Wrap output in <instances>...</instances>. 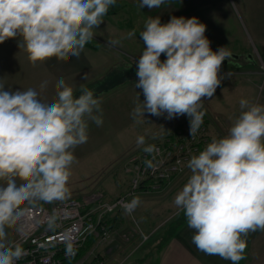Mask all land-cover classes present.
<instances>
[{
    "label": "clouds",
    "instance_id": "clouds-1",
    "mask_svg": "<svg viewBox=\"0 0 264 264\" xmlns=\"http://www.w3.org/2000/svg\"><path fill=\"white\" fill-rule=\"evenodd\" d=\"M116 3L0 0V44L19 37L18 47L33 66L51 58H79ZM165 3L140 0L139 6L153 9ZM205 32L197 17L172 16L164 24L159 16L146 20L134 84L142 89L144 101L137 93L134 117L166 114L171 120L187 115L195 137L205 115L202 98L214 95L222 63L231 56L227 47L213 51ZM46 85L44 81L40 88ZM55 88V98L45 102L34 88L5 90L0 83V264H16L25 255L20 244L7 243L6 227L17 222V210L26 201L64 200L75 148L87 142L89 122L103 124L101 100L92 90L82 84L77 97L75 87L62 78ZM239 104L241 112L227 134L213 137L187 161L190 175L173 199L195 230L196 248L232 264L245 259L248 233L264 231V104L247 99ZM139 203L133 198L128 210Z\"/></svg>",
    "mask_w": 264,
    "mask_h": 264
},
{
    "label": "rangeland",
    "instance_id": "rangeland-1",
    "mask_svg": "<svg viewBox=\"0 0 264 264\" xmlns=\"http://www.w3.org/2000/svg\"><path fill=\"white\" fill-rule=\"evenodd\" d=\"M139 5L140 0H117L116 5L110 7L103 23L94 29L93 40L86 44L83 50L82 60L88 62L87 65H83H90V69L86 68L85 72L78 76L80 83L89 88L92 86H89L90 83L96 84L98 75L106 77L111 71L115 74L114 79L117 82L115 85L110 80V83L99 82L98 88L92 89L95 95L99 93L97 97L101 100L103 124L97 126L89 122L87 142L75 148L76 162L71 167L72 175L68 182L70 192L62 201L84 199L95 193H102L107 198L113 199L125 193L126 189L130 188L134 175V165H132L134 163L131 159L161 142L167 132L178 123L182 121L185 124L189 123L187 115L171 120L166 119V114L157 117L145 113L144 118L133 115V109L138 103L137 93L140 94V101H144L142 89L135 88L134 84L138 81L136 61L144 48L140 32L144 30L145 22L149 17L159 16L162 24L167 23L172 16L197 17L206 25L205 36L210 41L211 49L217 51L221 47H227L231 52L228 60L222 63L219 73L222 79L214 95L211 98H202L206 141L202 143L203 148L199 146V151L193 155L204 150L213 137L222 138L227 134L232 122L241 112L239 104L241 99L264 104V36L254 32L246 13L241 11L236 3L231 2L229 9L225 11V15L230 16V20L220 18L211 8L186 12L181 8L178 0H166L165 4L153 9L146 6L141 8ZM215 15L218 17L215 18ZM133 31L135 35L129 37L128 33ZM18 40L17 37L0 44V65L7 64L10 71L19 64L29 62L27 53L18 47ZM110 41L118 43L113 45L109 43ZM160 59L163 62L166 56L162 54ZM63 75L62 77H65ZM206 118L209 122H206ZM186 171L185 167L183 173L170 181L164 200L157 194L139 192L143 189L153 192L150 184L145 185L142 190L140 188L137 191L140 195L138 197L140 203L134 208V219L126 213L124 219L120 216L122 220L120 222L126 223V227L120 229V232L119 228L116 230L114 226L110 228L113 241L102 243L104 247L102 252L116 244L119 236L124 240H128L126 236L133 239V229L136 225L144 232L154 230V234H151L145 243L138 244L135 251L148 250L154 243L155 248L151 250L155 253L162 250V247L166 248L167 243L162 244L158 240L161 237H174L181 229L179 226L182 227L186 222L184 212L173 204L174 196L183 184V182L180 184V179L184 177ZM3 183L0 181V185ZM137 193L132 196V200ZM62 201H26L21 206L52 205ZM165 201L169 205L163 208L162 203ZM6 232L7 243L11 246L18 234L17 222L12 227H6ZM135 235L140 243L141 236ZM134 247L129 248L127 252H131ZM98 251L101 250H95L93 254H97ZM119 262L125 263V261ZM83 263L84 260L73 264Z\"/></svg>",
    "mask_w": 264,
    "mask_h": 264
},
{
    "label": "built area",
    "instance_id": "built-area-1",
    "mask_svg": "<svg viewBox=\"0 0 264 264\" xmlns=\"http://www.w3.org/2000/svg\"><path fill=\"white\" fill-rule=\"evenodd\" d=\"M189 129L190 124H185L176 135L170 134L150 150L136 154L131 159L134 163L131 188L112 201L105 200L102 193H95L84 199L74 198L52 205L21 206L17 210L18 234L12 245L20 244L25 255L16 264H63L65 259L78 255L90 235H97L100 243L111 241L113 234L106 215L121 209L133 217L134 208L128 210L127 205L143 182L151 180L153 189L161 188L165 182L169 184L184 172L187 161L206 141L204 123L194 138ZM133 230V236L138 234L142 238L139 245L150 238L151 234L138 225Z\"/></svg>",
    "mask_w": 264,
    "mask_h": 264
},
{
    "label": "crops",
    "instance_id": "crops-1",
    "mask_svg": "<svg viewBox=\"0 0 264 264\" xmlns=\"http://www.w3.org/2000/svg\"><path fill=\"white\" fill-rule=\"evenodd\" d=\"M178 1L181 8L186 12H195L202 8H211L220 18H225L226 20H230V16L227 17L225 15V11L227 8L229 9L230 3L234 2L239 6V9L241 11L246 13L247 19L250 21V25L254 32L258 35L264 36V0ZM218 16L215 15L214 17L216 18ZM83 58L84 51L81 52L79 58L70 57V59L67 61H60L56 58H51L43 63L38 62L35 66H33L30 61L19 64V66L16 68L12 65V67L15 68L13 71H10L9 66L4 63L0 65V83L4 84L5 90L10 89L12 91H16L34 88L38 92H40V98L42 100H44L45 102H51L55 98L56 83L59 79L62 78L68 85L75 87L76 91L74 94L78 97V95L80 94L79 87L80 85H82V83L78 81V76L81 75L82 72H85V69L90 66H86L88 62L86 60H82ZM84 61L86 63H84ZM83 64L86 65L84 66ZM62 75L65 77H62ZM96 79H98V81L95 82L96 84H94L91 81L92 79H90L92 84H88L89 86H92L88 88L89 90L98 88L97 85L99 84V82L109 83L108 75L106 77L98 75ZM44 81H47V85L44 89H41L40 85ZM98 94H96L95 96H97ZM189 175L190 171L187 168L184 177L180 179V184L183 182L181 188L186 183ZM167 185L168 184L163 185L161 189H151L153 190V192H150L149 189L147 191L145 189H141L142 191L139 192H141V194H157L158 197H163L162 200H164L167 196V194L165 193L168 190ZM139 192L135 197L140 196L138 195ZM160 192H162L163 194ZM168 205L169 203L166 201L162 203L163 208L164 206L168 207ZM120 216L121 215L118 216L119 220L117 217L114 223V229L116 230L117 228H119V232L120 229L122 230L126 227V223L120 222L122 221ZM146 231V233L154 234V230L150 232L148 230ZM194 232L195 230L189 228L186 223L181 227L180 231L174 237H161V239H159L158 241L160 243L162 242V244L167 243V247H162V250L158 251L157 253L151 250L155 248V243L151 245L148 250L135 251V249H133L128 253L127 250H129L130 243L138 239L137 236L132 240H124V238H121L119 236V238L117 237L119 239L116 241L117 243L110 246L103 253V244L99 242L97 235H93V245L87 251H85L87 248L86 243L88 242L86 241V246L84 245L82 247L83 253L78 256L75 262H81L82 260H84L83 264H121V262L119 261H125L124 264H232L231 261L224 260L219 256L207 255L199 251L192 243V236L194 235ZM245 239L247 242V247L244 252L245 259L237 262V264H264V231L257 230L255 232H250L245 237ZM95 250L101 251H98L97 254H93Z\"/></svg>",
    "mask_w": 264,
    "mask_h": 264
},
{
    "label": "trees",
    "instance_id": "trees-1",
    "mask_svg": "<svg viewBox=\"0 0 264 264\" xmlns=\"http://www.w3.org/2000/svg\"><path fill=\"white\" fill-rule=\"evenodd\" d=\"M88 44V43H87ZM113 72L111 71L109 74H108V77H109V80H110V82H112L113 83V85H115L116 84V82H117V80L115 81V79H114V77H115V74H112ZM109 82V83H110ZM118 82H119V79H118ZM188 121H189V118H188ZM206 122H209V120H208V118H206ZM184 125H185V122H181V123H178L173 129H171L170 131H168L167 133L168 134H166L165 135V137L166 136H168V135H176V132L178 131V130H180V129H184ZM176 139V138H175ZM163 140V139H162ZM161 140V141H162ZM158 141H160V139H158ZM200 147H203V145L201 144L200 145ZM150 182H151V180H145L144 182H143V184L140 186V188L141 189H143L144 187H145V185H148V184H150ZM165 184H167V182H165L164 183V185ZM161 187H162V185H161ZM130 188H131V184H130ZM129 188V189H130ZM129 189L127 188L126 189V191H125V193L127 192V191H129ZM140 189V190H141ZM122 194H124V193H121V194H119V196L120 195H122ZM104 195V197H105V200H109V201H112L113 199H115V198H113V199H109V198H107L106 197V195L105 194H103ZM117 197H118V195H117ZM125 213L126 212H122V210L121 209H117L115 212H112V213H109V214H107L106 215V222H107V224H108V226L111 228L112 226H114V223H115V221H116V219H117V217L119 216V215H121V217L124 219L125 217H124V215H125ZM127 214V213H126ZM187 222V221H186ZM186 222H185V224H186ZM182 223V222H181ZM179 228H181L180 226H179ZM92 236L93 235H91V236H89L88 237V239H87V250L93 245V243H94V238H92ZM136 236V235H135ZM135 236H133V237H135ZM129 240H132L131 238L129 239ZM139 242V240L138 239H136L135 241H133L132 243H130V246H129V248L131 249L132 247H134V249L136 248V246L139 244L138 243ZM89 243V244H88ZM86 244H84L85 246H86ZM83 245V246H84ZM81 253H83V249L82 248H80V250H79V252H78V255L76 256V257H73V258H67V259H65L64 260V263L63 264H73V263H75V260L78 258V256H80L81 255Z\"/></svg>",
    "mask_w": 264,
    "mask_h": 264
}]
</instances>
